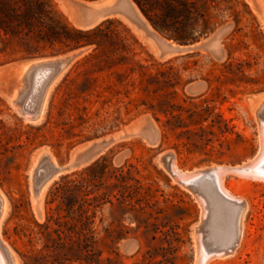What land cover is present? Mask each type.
I'll use <instances>...</instances> for the list:
<instances>
[{
    "label": "rangeland",
    "instance_id": "rangeland-1",
    "mask_svg": "<svg viewBox=\"0 0 264 264\" xmlns=\"http://www.w3.org/2000/svg\"><path fill=\"white\" fill-rule=\"evenodd\" d=\"M52 3L83 33L79 44L27 53L0 37V231L15 263L194 264V235L216 245L169 158L195 170L258 153L264 0H203L208 23L184 38L154 28L134 0ZM81 49L49 84L39 116L28 112V95L19 97L32 60ZM53 160L73 165L51 176ZM225 181L247 202L242 233L209 264H264V181Z\"/></svg>",
    "mask_w": 264,
    "mask_h": 264
},
{
    "label": "bare ground",
    "instance_id": "bare-ground-1",
    "mask_svg": "<svg viewBox=\"0 0 264 264\" xmlns=\"http://www.w3.org/2000/svg\"><path fill=\"white\" fill-rule=\"evenodd\" d=\"M33 63L29 64L24 74L25 78L29 80L28 88L23 90L19 98L22 99L28 95L25 102V107L28 110H25L36 112L39 116L46 99L48 86L65 63L61 62L58 66L43 64L37 70H34L31 66ZM260 129L261 141L258 153L252 159L234 167L225 164L212 165L208 169L188 170L181 169L175 158L171 157L169 159V167L175 173V178L184 180L186 187H192L196 191H193V194L196 193L197 201L202 209V218L207 219V224L211 227L212 242L216 245V248L212 249L209 247V241L205 240L200 232H198L200 235H194L197 248L194 264H209L214 259L224 257L232 253L240 242L245 213V208L243 209L242 205L245 204L247 207V202L238 193L227 187L225 180L228 174L233 173L243 179L256 178L264 181V121ZM53 163L58 166L54 160ZM47 167L49 166L47 165ZM183 186L185 187V185ZM4 209L2 197L0 196V222L4 218ZM0 264H16L8 244L1 236V231Z\"/></svg>",
    "mask_w": 264,
    "mask_h": 264
},
{
    "label": "trees",
    "instance_id": "trees-1",
    "mask_svg": "<svg viewBox=\"0 0 264 264\" xmlns=\"http://www.w3.org/2000/svg\"><path fill=\"white\" fill-rule=\"evenodd\" d=\"M203 0H134L144 16L157 30L172 37L184 38L198 26L207 25L198 3ZM0 37L17 41L22 51H37L41 43L70 42L84 38L63 21L52 0H0ZM54 264H63L56 256Z\"/></svg>",
    "mask_w": 264,
    "mask_h": 264
},
{
    "label": "water",
    "instance_id": "water-1",
    "mask_svg": "<svg viewBox=\"0 0 264 264\" xmlns=\"http://www.w3.org/2000/svg\"><path fill=\"white\" fill-rule=\"evenodd\" d=\"M97 2V1H95ZM81 7H86L85 4L83 3H78ZM165 47L169 50V51H173V52H176V51H180V52H185V51H188L191 49V47L187 44H172V43H167L165 42ZM84 50L81 49V50H78L68 56H66L65 58L63 57H57V58H53V59H42V58H35L33 59L32 61H37V60H40L39 62H34L31 66L34 68V70H37L40 68L41 65L43 64H46L48 66L50 65H54V66H58L59 63L63 62L65 63H68L70 60H72L74 57L80 55ZM170 159V158H169ZM73 163L70 162L67 166H56L55 165V171H53L52 173H50L51 176H53L54 174H56L57 172H60L62 170H65V169H68L70 167H72ZM50 176V177H51Z\"/></svg>",
    "mask_w": 264,
    "mask_h": 264
}]
</instances>
